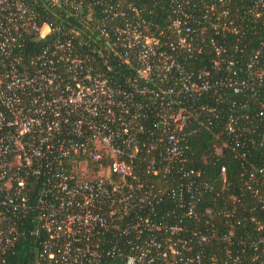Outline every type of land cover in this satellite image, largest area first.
Listing matches in <instances>:
<instances>
[{
    "label": "built area",
    "instance_id": "built-area-1",
    "mask_svg": "<svg viewBox=\"0 0 264 264\" xmlns=\"http://www.w3.org/2000/svg\"><path fill=\"white\" fill-rule=\"evenodd\" d=\"M171 1L175 15L156 33L138 7L123 0H0V264L38 232L37 264L194 261L184 253L183 217L171 209L155 220V204L171 196L184 209L188 194L190 209L182 215L197 214L202 190L193 187L196 171L182 165L188 122L205 117L214 123L227 115L222 144L230 145V138L233 149L244 148L243 157L255 144L248 132L264 144V34L252 53L237 42H221L227 33L237 40L246 35L247 13L262 17L264 27V0L238 15L227 0L205 2L203 18L210 26L199 31L189 14H180L184 2ZM48 9L56 17L44 19L41 10ZM72 15L81 17L79 25ZM204 47L215 53V71L225 75L188 67L192 51ZM211 91L227 94L220 101L226 99L229 109L240 104L238 115L199 104ZM228 91L257 95L255 122L244 109L248 101L232 99ZM258 168L241 175L264 210V166ZM172 171L178 179L168 176ZM225 172L222 166L223 183ZM253 220L258 234L248 237L250 262L264 264V217ZM237 224L231 222L224 235L215 227L193 232L200 244L227 240L224 253L211 254L209 264H242V254L233 250ZM156 232L169 236L158 239ZM125 245L131 252L123 257Z\"/></svg>",
    "mask_w": 264,
    "mask_h": 264
},
{
    "label": "trees",
    "instance_id": "trees-1",
    "mask_svg": "<svg viewBox=\"0 0 264 264\" xmlns=\"http://www.w3.org/2000/svg\"><path fill=\"white\" fill-rule=\"evenodd\" d=\"M124 3H133L139 9L140 16L149 20L151 22L152 29L157 33L160 30L165 29L170 23V18L175 15L173 10L176 7H172L171 0H123ZM183 1L182 11L180 14L187 13L190 15L189 21L192 27L199 31L202 27H209L210 22L208 19L203 18L204 14V4L212 3L213 0H190V4ZM228 7L230 10L238 15L244 14L251 10L254 4V0H227ZM49 11L41 10L42 17L51 19L56 17L53 9H48ZM95 12L101 11V7L93 8ZM247 20L243 22V30L246 31V35L241 39L237 40V35L226 34V37L221 38V42L232 45L237 42L240 47H244L250 53L255 51L260 47L259 38L257 36L264 34L263 18H255L252 14L247 13ZM63 17L67 18V15L63 13ZM81 19L79 15L70 16L69 19L75 24L79 25L81 22L77 20ZM262 27V28H261ZM242 30V31H243ZM208 31L206 30V34ZM45 41V39L38 41V48ZM191 53H188L189 55ZM215 53L210 51L209 47H204L201 52L196 50L192 51V54L187 58V64L190 69H208L211 74L220 78L221 75H225L224 72L215 71V66L213 64V58ZM261 92H264L262 90ZM251 94L250 92H248ZM228 95L232 99H237L241 101H248L247 107L244 109L249 113L250 119L256 118V113L258 112V97L257 95L250 96L247 98L241 96V94H235L233 91H228ZM228 97L226 95H216L213 92L203 94L199 100V104L212 105L217 104L218 107L228 108V104L225 101H220V98ZM228 99V98H227ZM241 105L237 104L232 108H228L227 111L233 112L236 115ZM228 116L219 117L214 123L207 121L204 117L199 120H192L188 122L185 131L186 142L184 143L187 147L185 150L186 160L182 164L184 169H194L196 171L194 178L195 185L193 187H198L202 190L200 199L195 202V209L197 210L196 215H182L184 211H189L190 198L189 195L186 197V208L179 209L178 202L171 196L165 198L164 200L155 204L156 212L153 216L155 220H163L160 215L163 214L165 210H177L179 214L183 217L186 224L187 231L183 234L185 239L188 241L186 248H184V253L188 257H193L194 261L192 264L197 263V254L200 253L204 264H209V257L211 254L217 252L220 255L224 253V248L227 240L221 237H213L211 240L200 244L197 241L196 236L193 232L203 231L210 232L214 227L217 228L218 232L222 235L228 233L230 228V223H236L237 220L240 224L236 225L237 236L233 238V250L238 251L242 254L244 258L242 264H251L250 256L253 253V249L249 246V236H255L258 234L256 230V222L253 218H263L264 210L261 208V203L258 198L252 196L249 189L246 188L245 180L242 178L241 173L245 172V176H248V172L252 169H259V166H264V144H258L259 135L256 132L247 133V137H252L255 139L254 145H249L247 147L246 156L241 155L243 149L236 151L233 149L232 141L229 138L230 145H223L222 143L228 138L226 132V121ZM254 121V120H253ZM255 122V121H254ZM248 125H251L248 123ZM264 126V122H263ZM263 129V127H262ZM258 131H261L260 128ZM216 145H222V151L220 153L216 152ZM225 166L226 181L223 183V176L221 174V167ZM175 170V169H172ZM199 172V174H197ZM179 173L169 172L168 176L172 179H178ZM187 184V181H185ZM175 185V184H174ZM170 185L169 189L171 188ZM163 187V184H160ZM263 188V186H262ZM236 194L240 196V201L231 200V195ZM230 198V199H229ZM207 208L212 210V213L207 212ZM227 213H233V217L227 216ZM169 221H172V216H166ZM174 235L175 238L182 237L183 235ZM158 239H162L164 236H169L164 232H156ZM243 237L245 244H237L236 242ZM41 233L38 232V237L35 234H28L14 249L12 253L8 256L7 264H37V251L40 249ZM192 245V248H188ZM181 248V246H180ZM123 251L125 255L131 252L130 246H123ZM104 264H125V258H120L119 260H111L110 262H105ZM154 264H164L161 259H157Z\"/></svg>",
    "mask_w": 264,
    "mask_h": 264
}]
</instances>
